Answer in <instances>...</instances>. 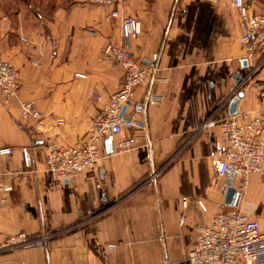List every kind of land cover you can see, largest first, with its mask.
Segmentation results:
<instances>
[{"label": "crops", "instance_id": "1", "mask_svg": "<svg viewBox=\"0 0 264 264\" xmlns=\"http://www.w3.org/2000/svg\"><path fill=\"white\" fill-rule=\"evenodd\" d=\"M248 7L260 12L264 0ZM120 11L141 20L129 50L159 67L164 80L153 90L162 99L147 105V129L133 149L115 154L103 146L94 167L58 180L47 170L48 144L86 137L91 118L119 87L121 69L102 54L119 38L117 21L81 0H33L10 13L0 7V60L17 67L21 84L18 98L0 102V147L12 148L0 155L7 197L0 234L39 239L1 253L0 264H190L197 227L217 212L242 210L264 229V170L240 188L238 176H219L211 165L226 147L220 122L231 99L242 93L237 112L264 109V51L247 55L232 0H124ZM144 91L137 86L136 102ZM23 100L41 111L42 131L20 123ZM228 179L236 193L225 202Z\"/></svg>", "mask_w": 264, "mask_h": 264}, {"label": "built area", "instance_id": "2", "mask_svg": "<svg viewBox=\"0 0 264 264\" xmlns=\"http://www.w3.org/2000/svg\"><path fill=\"white\" fill-rule=\"evenodd\" d=\"M102 8L106 19L117 21L119 38L103 49V58L116 63L122 76L119 87L111 93L108 101L93 115L88 134L73 145H58L50 142L47 146V170L58 180L76 173L90 170L102 157L101 149L105 140L111 137L112 153L122 154L133 149L137 142V133L147 129L146 108L148 104L158 102L162 95L153 90L154 83L164 80L158 75L159 67L155 62L144 63L129 50V43L142 34V23L138 17L124 15L120 4L124 0H81ZM251 0H232L239 13L243 30L240 43L247 55L264 51V10L250 13ZM23 42L28 44L26 38ZM44 40L56 46V39L49 33ZM29 63L39 68L37 59ZM75 76L85 78L83 73ZM145 85L142 101L136 102V88ZM21 91L20 72L9 60H0V102L7 105L18 98ZM123 107L125 110L122 114ZM43 117L33 100L19 103V121L30 125L35 131L43 130ZM58 123H61L60 121ZM220 131L225 139L223 152L212 158L211 165L215 173L225 176L227 172L238 176L240 188L248 179L264 170V109L249 113L238 111L227 115L220 122ZM12 148L0 147V155H11ZM24 165L29 166L31 155L28 147H21ZM156 173L150 175V180ZM7 202L3 173L0 170V211ZM202 213L208 208L201 198L195 200ZM188 198L182 197L186 207ZM198 237L188 251L190 264H264V229L257 219L251 218L242 210L236 212H217L207 223L197 227ZM39 239L29 237L24 232L12 235L0 234V254L15 248L33 247Z\"/></svg>", "mask_w": 264, "mask_h": 264}, {"label": "water", "instance_id": "3", "mask_svg": "<svg viewBox=\"0 0 264 264\" xmlns=\"http://www.w3.org/2000/svg\"><path fill=\"white\" fill-rule=\"evenodd\" d=\"M243 64L245 65V61H243ZM235 77H237L238 79L240 78L239 77V74H235ZM242 96V93H239L237 96L233 97L229 103V106H228V112L230 115H234L237 113V103H238V100H239V97ZM125 110V107H123L122 109V112L120 114H122ZM111 137H108L106 140H105V147H106V151L108 153H110L112 151V145H111ZM235 193H236V188L233 187L231 185V180L228 179L227 180V189H226V196H225V202L227 201H230L233 199V197L235 196Z\"/></svg>", "mask_w": 264, "mask_h": 264}, {"label": "trees", "instance_id": "4", "mask_svg": "<svg viewBox=\"0 0 264 264\" xmlns=\"http://www.w3.org/2000/svg\"><path fill=\"white\" fill-rule=\"evenodd\" d=\"M33 5V0H4L0 2V7L6 12H17L20 8Z\"/></svg>", "mask_w": 264, "mask_h": 264}, {"label": "rangeland", "instance_id": "5", "mask_svg": "<svg viewBox=\"0 0 264 264\" xmlns=\"http://www.w3.org/2000/svg\"><path fill=\"white\" fill-rule=\"evenodd\" d=\"M46 34V33H45ZM187 254H188V252H187Z\"/></svg>", "mask_w": 264, "mask_h": 264}]
</instances>
